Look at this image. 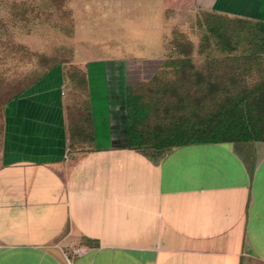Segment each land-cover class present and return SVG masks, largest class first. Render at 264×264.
<instances>
[{"label": "crops", "instance_id": "obj_1", "mask_svg": "<svg viewBox=\"0 0 264 264\" xmlns=\"http://www.w3.org/2000/svg\"><path fill=\"white\" fill-rule=\"evenodd\" d=\"M157 1L103 0L93 9L69 0L77 26L99 17L105 35L121 34L105 39L110 48L123 50L127 34L157 42ZM226 1L209 9L252 19L247 7L264 4ZM129 63L97 62L94 73L85 64L77 96L57 66L5 106L0 264H264V143L186 144L161 156L131 149Z\"/></svg>", "mask_w": 264, "mask_h": 264}, {"label": "rangeland", "instance_id": "obj_2", "mask_svg": "<svg viewBox=\"0 0 264 264\" xmlns=\"http://www.w3.org/2000/svg\"><path fill=\"white\" fill-rule=\"evenodd\" d=\"M84 1H87L83 3L85 6L95 9V6L102 5L103 0ZM210 2L211 0H158L155 4L158 12L164 13V25L160 26L157 42L155 35L152 38L149 34L136 35L135 38V35L127 34L126 38L124 36L120 40L125 49L123 50L110 48L112 44L105 39L112 36L118 38L121 34L105 35L99 17L84 18L86 25L77 26L71 17L69 0H0V149L6 100L23 90L48 64L60 63L67 77L69 71L73 74L67 80L72 86H69L70 91H74L77 96L82 95L84 90L83 77H76L72 71L78 69L82 73L85 64L84 68L94 73L92 69L98 67L97 62L129 58L131 63L127 69L132 88L143 84L149 87V82L155 76L172 80L174 67L167 66L168 61L179 56L189 57L194 70L205 75L213 60L227 59L231 55H246L258 42L256 38L260 29L254 21H264V4L256 10L247 7L255 15L250 16L252 22H245L233 16L215 14L209 9ZM225 3L233 5L231 8L236 7L234 1L227 0ZM92 21L96 23L94 27H90ZM89 27L97 33H89ZM219 31L235 47V52H220V39L216 36ZM130 38L138 42L141 40L143 46L137 45ZM156 46L161 48L157 50ZM132 58L151 59L133 61ZM228 66L233 69L232 64ZM213 74L222 76L224 73L217 69ZM251 77L257 78L253 73ZM77 104L84 107L82 101ZM162 113H150L146 126L148 130L171 124V119L168 120Z\"/></svg>", "mask_w": 264, "mask_h": 264}, {"label": "trees", "instance_id": "obj_3", "mask_svg": "<svg viewBox=\"0 0 264 264\" xmlns=\"http://www.w3.org/2000/svg\"><path fill=\"white\" fill-rule=\"evenodd\" d=\"M254 22L260 29L258 42L246 55L213 60L209 74L205 75L194 70L189 57L179 56L168 61L167 66L174 67L172 80L155 76L149 87L143 84L128 88L127 137L131 149L161 156L186 144L264 143V21ZM216 36L220 39V52H235V47L227 42L223 33L219 31ZM228 64H232L233 69ZM59 65L56 62L48 64L23 90L8 98L5 106ZM217 69L224 74L214 75ZM81 72L78 69L72 71L76 77H83L85 89L86 78ZM252 73L257 78L252 79ZM70 76L73 74L69 71ZM158 111L172 122L150 131L146 127L149 115Z\"/></svg>", "mask_w": 264, "mask_h": 264}, {"label": "built area", "instance_id": "obj_4", "mask_svg": "<svg viewBox=\"0 0 264 264\" xmlns=\"http://www.w3.org/2000/svg\"><path fill=\"white\" fill-rule=\"evenodd\" d=\"M72 251H73L74 255H79V254L83 253L84 249L82 247H75V248H73Z\"/></svg>", "mask_w": 264, "mask_h": 264}]
</instances>
